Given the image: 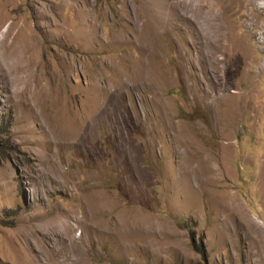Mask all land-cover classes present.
<instances>
[{"label": "rangeland", "instance_id": "obj_1", "mask_svg": "<svg viewBox=\"0 0 264 264\" xmlns=\"http://www.w3.org/2000/svg\"><path fill=\"white\" fill-rule=\"evenodd\" d=\"M0 264H264V0H0Z\"/></svg>", "mask_w": 264, "mask_h": 264}, {"label": "bare ground", "instance_id": "obj_2", "mask_svg": "<svg viewBox=\"0 0 264 264\" xmlns=\"http://www.w3.org/2000/svg\"><path fill=\"white\" fill-rule=\"evenodd\" d=\"M183 1V0H182ZM180 2V1H179ZM220 2V1H219ZM226 2H227V0H226ZM224 3V2H223ZM228 3H229V1H228ZM237 3H238V0H237ZM184 4V3H183ZM187 4V3H186ZM207 5V4H206ZM229 5V4H228ZM206 7V6H205ZM188 12V11H187ZM213 12V11H212ZM210 16V15H209ZM211 17H212V15H211ZM214 18V17H213ZM207 21V20H206Z\"/></svg>", "mask_w": 264, "mask_h": 264}]
</instances>
